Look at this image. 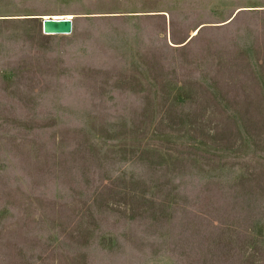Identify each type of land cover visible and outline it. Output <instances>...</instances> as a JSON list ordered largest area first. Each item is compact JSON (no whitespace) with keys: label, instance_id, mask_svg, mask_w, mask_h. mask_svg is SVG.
Masks as SVG:
<instances>
[{"label":"rangeland","instance_id":"1","mask_svg":"<svg viewBox=\"0 0 264 264\" xmlns=\"http://www.w3.org/2000/svg\"><path fill=\"white\" fill-rule=\"evenodd\" d=\"M0 264H264V0H0Z\"/></svg>","mask_w":264,"mask_h":264},{"label":"water","instance_id":"2","mask_svg":"<svg viewBox=\"0 0 264 264\" xmlns=\"http://www.w3.org/2000/svg\"><path fill=\"white\" fill-rule=\"evenodd\" d=\"M42 30L47 35H70L73 33L74 21L72 18L61 17L55 18L53 16L41 17Z\"/></svg>","mask_w":264,"mask_h":264},{"label":"bare ground","instance_id":"3","mask_svg":"<svg viewBox=\"0 0 264 264\" xmlns=\"http://www.w3.org/2000/svg\"><path fill=\"white\" fill-rule=\"evenodd\" d=\"M45 17H47V16H45ZM61 17H65V16H61ZM61 17H59V16H55V18H61ZM67 18H71V16H66Z\"/></svg>","mask_w":264,"mask_h":264}]
</instances>
